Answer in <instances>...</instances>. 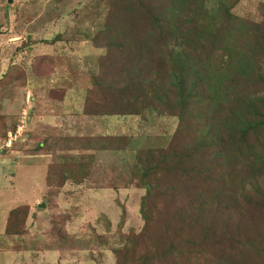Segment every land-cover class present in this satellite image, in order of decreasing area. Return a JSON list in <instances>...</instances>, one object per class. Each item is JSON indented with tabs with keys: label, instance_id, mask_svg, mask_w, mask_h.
<instances>
[{
	"label": "trees",
	"instance_id": "16d2710c",
	"mask_svg": "<svg viewBox=\"0 0 264 264\" xmlns=\"http://www.w3.org/2000/svg\"><path fill=\"white\" fill-rule=\"evenodd\" d=\"M239 2L108 0L112 11L94 40L107 53L96 60L97 76L80 82L83 114L176 122L161 147L135 148L131 174L145 190V225L117 251L131 252L116 255L117 264H159L169 256L222 264L220 255L256 264L255 252L264 255V14L244 21L231 13ZM72 85L53 89L50 99L62 102ZM90 139L119 152L132 137ZM158 204L162 229L136 258L135 241L151 231ZM243 230L250 237L235 254L229 244ZM214 244L222 247L213 251Z\"/></svg>",
	"mask_w": 264,
	"mask_h": 264
},
{
	"label": "rangeland",
	"instance_id": "374dc122",
	"mask_svg": "<svg viewBox=\"0 0 264 264\" xmlns=\"http://www.w3.org/2000/svg\"><path fill=\"white\" fill-rule=\"evenodd\" d=\"M110 11L108 0H0V264H117L116 255L131 254L117 251L144 228L140 201L145 190L131 174L135 148L161 147L175 120L167 115L152 122L130 116L83 120L70 88L62 102L49 96L66 82L97 76L96 60L107 51L102 39L94 40ZM231 13L260 22L264 0H240ZM91 132L132 140L119 152L98 149L88 137L73 140ZM61 133L70 136L67 141ZM85 146L95 149L91 156L82 151ZM58 155L65 158V168ZM161 210L152 212L147 236L135 241L136 258L162 229ZM217 232H225L222 225ZM249 237L243 230L229 245L239 251L236 244ZM262 254L255 252L252 261L261 264ZM185 263V257L169 256L159 264ZM193 264L218 263L212 258Z\"/></svg>",
	"mask_w": 264,
	"mask_h": 264
},
{
	"label": "crops",
	"instance_id": "0c3cea01",
	"mask_svg": "<svg viewBox=\"0 0 264 264\" xmlns=\"http://www.w3.org/2000/svg\"><path fill=\"white\" fill-rule=\"evenodd\" d=\"M76 86H71V87H73V89H71V87H69L68 89H69V91L71 90L72 91V93L73 94H75V93H77L76 94V96H77V98H76V101H78V103H79V108H78V110H77V112L79 113V115H81V118H83V120L85 119V117H86V115H84L83 114V111H84V109H85V93H86V89L85 88H83L82 87V85L80 84V83H77V84H75ZM75 92V93H74ZM66 96H68V93H66ZM65 96V97H66ZM53 101V100H52ZM53 102H56V101H53ZM87 117H89V116H87ZM90 118H93V117H90ZM59 135H61L62 137H64V138H66V139H64V140H66L67 141V139L70 137H67L66 136V134H59ZM84 137H88V138H94L95 137V133L94 134H92V132H91V134H86V135H82V136H80V135H76V137H73V140L74 141H77L78 143L81 141L82 142V138H84ZM42 147V146H41ZM83 149H85V150H82L84 153H85V155H89V156H91V152H93L95 149H93V147H91V148H89V146H85V147H82ZM95 148V147H94ZM97 149V148H96ZM98 149H101V148H98ZM41 150V149H40ZM57 150H59L60 151V155L62 156V154H61V151L62 150H64L63 148H60V149H57ZM102 150V149H101ZM103 151H107V150H103ZM110 152V151H109ZM75 154H78V153H75ZM60 156L58 155L57 156V162H60V166H64V161H65V158H61V159H58ZM64 168H65V166H64Z\"/></svg>",
	"mask_w": 264,
	"mask_h": 264
},
{
	"label": "water",
	"instance_id": "95a60500",
	"mask_svg": "<svg viewBox=\"0 0 264 264\" xmlns=\"http://www.w3.org/2000/svg\"><path fill=\"white\" fill-rule=\"evenodd\" d=\"M9 2H10V0H9ZM40 207H42V205H40Z\"/></svg>",
	"mask_w": 264,
	"mask_h": 264
}]
</instances>
